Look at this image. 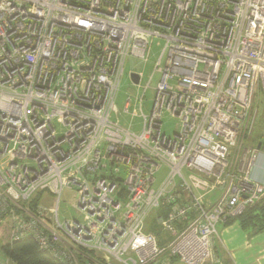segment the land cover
Returning <instances> with one entry per match:
<instances>
[{
	"label": "built area",
	"instance_id": "built-area-1",
	"mask_svg": "<svg viewBox=\"0 0 264 264\" xmlns=\"http://www.w3.org/2000/svg\"><path fill=\"white\" fill-rule=\"evenodd\" d=\"M154 38L163 40L154 69L123 107L140 121L112 119L126 59L147 60ZM131 73L140 86L142 73ZM258 88L264 95V0H0V224L9 240L31 236L64 264L210 261L217 223L264 196V172L252 175L264 144L237 154ZM165 115L177 119L170 135ZM65 188L76 190L83 218L60 220ZM161 206L167 214L154 221L172 235L158 244L145 230Z\"/></svg>",
	"mask_w": 264,
	"mask_h": 264
},
{
	"label": "rangeland",
	"instance_id": "rangeland-1",
	"mask_svg": "<svg viewBox=\"0 0 264 264\" xmlns=\"http://www.w3.org/2000/svg\"><path fill=\"white\" fill-rule=\"evenodd\" d=\"M162 46H163V40L154 38V39H152V43H151L150 50H149V56H148L147 60L143 61L142 59H139L136 57H128L126 59V62L124 65V74L121 77L119 88H118V91L116 93L115 100H114L116 109L120 113L116 114V113L112 112L111 113L112 119L117 117L120 119L121 122L132 121V123H134V124H137L138 121H140V119L137 117H135L134 119H131L129 114L123 113L124 102L128 96L133 97L136 94L142 93V87L147 83L149 76L154 69L155 61L157 60L158 56L161 53ZM165 59H166V53H164L162 56L161 65H164ZM131 72H141L142 73V78L140 80V86H135L132 84L131 78H130ZM159 78H160V74L155 72L153 74L151 80H150V87L146 90V92L144 94L143 108L142 109H143V112L145 114H148L150 112L151 105H152V99L154 97L153 87L155 86V84L159 80ZM256 91L258 94L256 101H257V99L260 100V99L264 98V95L262 94V92L259 88L256 89ZM255 105L256 104H254V106H253V109H252V112L250 115V120H251V116H253V114H255V109H254ZM176 123H177L176 118L169 117V116L165 115L163 117V120H162V132L166 133L167 135H170L173 132ZM53 125L56 129L57 136H59V137L62 136L65 128L61 125L60 121L58 119H55L53 121ZM261 126H263V127H260V125H256V129H254V130L252 129V131L250 130L249 132L247 131V133L243 135L242 146L238 150L237 154L240 153L243 148L244 149H249V148L254 149L257 147L258 143L264 144V135L256 144V140L259 138V136L262 134V132H264V131H261V129L264 128V123H262ZM247 128H248V125H247ZM247 128H246V130H247ZM244 136H247V138H244ZM236 147H239V145H237ZM236 149L237 148H234V150L232 151L233 157H235ZM165 173H166V169L164 167L159 172H157V174H156V179H157L156 185L163 179ZM215 193L217 194V192H215ZM76 196H77V192L74 188H71V189L65 188L63 190L62 195H61V199H60V204H59V218H60V220L63 221L66 218L72 219V218H76V216L79 218L82 217L81 214L78 213V211L76 210V208L74 206L75 202H76ZM44 202L47 205L51 206V201L49 199L45 200ZM227 220L228 219H226L225 221H221V222L217 223V225H216L218 238H217V241H215V240L214 241H215V243H217L218 253H220L226 245L228 246V248H230V250L228 248L227 249L229 251H232V248L230 247L231 243L230 242L228 244L226 243V237L228 235V230L235 228V226H237V225L242 229V231L245 233L246 237L252 236L254 234H257V235L261 234L262 236H264V229L260 228V224H261L260 222H255L254 224L248 223L246 225H243L241 222V219L237 218L232 223L225 224V222ZM8 228H9L8 224L5 221L0 224V246L9 242ZM158 229L160 230V232H161L160 235L163 239L166 240V239L171 237L172 234L170 233L169 230L161 229V228H158ZM257 235L255 237L259 238V240H260V238H263V237H261L259 235L257 236ZM249 238H251V237H249ZM245 243L248 244L247 241ZM258 244H259V246H254L252 248V250L248 249V252H246L248 255V257H247L248 260H250L253 264L255 261V256L258 254L264 253V243H260V241H258ZM235 247L239 248V250L240 249L244 250L246 248V247L244 248L242 245H240L238 243H235ZM225 256L227 257L226 253H225ZM0 258L5 259V257H2L1 253H0ZM163 259H164V257H162L159 261H162ZM219 259L220 258H218L216 261L219 262ZM174 260L177 261L178 259L174 258ZM227 262H228V258H227Z\"/></svg>",
	"mask_w": 264,
	"mask_h": 264
},
{
	"label": "trees",
	"instance_id": "trees-1",
	"mask_svg": "<svg viewBox=\"0 0 264 264\" xmlns=\"http://www.w3.org/2000/svg\"><path fill=\"white\" fill-rule=\"evenodd\" d=\"M255 104V114L251 116L248 128L244 134H246L247 131L249 132L250 130L252 131V129H256V125H260V127H263L261 126V124L264 123V98L260 100L257 99ZM261 131H264V128L261 129ZM263 135L264 132H262V134L256 140V144L262 138ZM244 138H247V136H244ZM39 201L40 194H37L33 198L32 203L36 204ZM167 211L168 210H166V208L163 206L156 209L155 213L149 217L148 222L146 224L145 231L153 233L157 238L158 244H162L165 239L161 237V232L158 229L160 227L154 221L155 215L166 216ZM237 218L241 219L243 225H246L248 223L254 224L255 222H260V228L264 229V196H262L254 205L246 208L241 215L235 218L228 219L225 224L232 223ZM179 223L180 224H178L176 227L181 228L182 226H184L183 222ZM0 253L2 257L8 259L9 264H64L63 262L55 258L53 255H51L48 251L40 248L37 241L31 236L11 241L9 240L8 243L0 246ZM166 260H168L169 262L165 263ZM166 260L163 259L162 261H158L155 264H171L174 261L173 258H167ZM78 264H86L85 258L78 257Z\"/></svg>",
	"mask_w": 264,
	"mask_h": 264
},
{
	"label": "crops",
	"instance_id": "crops-1",
	"mask_svg": "<svg viewBox=\"0 0 264 264\" xmlns=\"http://www.w3.org/2000/svg\"><path fill=\"white\" fill-rule=\"evenodd\" d=\"M263 172H264V151H262L259 154L255 162V165L253 166L252 169L253 178L257 180L261 179ZM256 235L257 234L246 237L242 229L238 225L235 226V228L228 230V235L226 237V243L227 244L229 242L231 243L230 247L232 248V251H229L230 248H228V246L226 245L227 247L225 246L223 250L220 253H218L217 243H214L213 251H212V259L210 261H207L205 264H253L250 260H248L247 258L248 255L246 252H248V249L252 250L254 246H259L258 241H260V243H264V236L258 234L259 236L263 237L260 238L259 240V238L255 237ZM246 241L248 244L245 243ZM235 243H238L242 245L244 248L245 247L246 248L244 250L242 249L239 250V248L235 247ZM225 253L227 257L225 256ZM216 258L217 259L220 258L219 262L216 261L217 260ZM227 258H228V262H227ZM263 263H264V253L256 255L254 264H263ZM171 264H182V262L180 260L177 261L174 260Z\"/></svg>",
	"mask_w": 264,
	"mask_h": 264
},
{
	"label": "water",
	"instance_id": "water-1",
	"mask_svg": "<svg viewBox=\"0 0 264 264\" xmlns=\"http://www.w3.org/2000/svg\"><path fill=\"white\" fill-rule=\"evenodd\" d=\"M130 78H131V80L135 83V84H137L138 83V80H139V77H138V75L136 74V73H131L130 74ZM259 143L257 144V148H259Z\"/></svg>",
	"mask_w": 264,
	"mask_h": 264
}]
</instances>
